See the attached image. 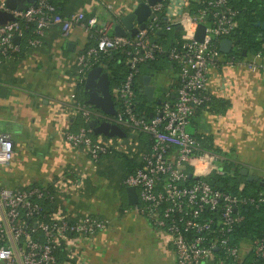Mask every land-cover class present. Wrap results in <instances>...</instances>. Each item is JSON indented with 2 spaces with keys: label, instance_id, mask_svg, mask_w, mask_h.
Here are the masks:
<instances>
[{
  "label": "built area",
  "instance_id": "obj_1",
  "mask_svg": "<svg viewBox=\"0 0 264 264\" xmlns=\"http://www.w3.org/2000/svg\"><path fill=\"white\" fill-rule=\"evenodd\" d=\"M178 1L181 6L169 12L168 7ZM191 2L201 3L192 13ZM150 9L153 16L147 17L143 28L134 21L137 31L133 36H116L108 35L104 26L97 27L94 16L85 17L80 12L62 16L52 0H36L25 10L9 9L5 0H0V10L8 11L14 18L0 24V64L3 57L19 51L28 24H33L32 35L25 38L30 48L38 47L45 30L54 24L60 26L63 35L76 24L94 32L95 42L76 55L75 83H83L88 70L103 56L123 51L128 73L111 90L116 98V113L105 116L148 137L147 148L136 152L139 166L122 181L124 186L136 189L138 202L132 205L135 211L157 232L166 235L176 264H204L209 259L221 264L215 257L216 247L240 264L244 254L264 257V238L238 245L229 239L235 224L243 219L240 209L264 204V191L249 196L213 188L205 178L218 171L216 162L220 157L203 150L199 139L186 130L196 109L210 100L206 82L211 68L224 65L264 71V55L258 51L240 57L219 51V41L230 38L238 26L240 11L232 0H160ZM161 13L164 24L159 22ZM172 23L182 27L181 42L165 50L156 40L157 32L167 33ZM198 24L205 26L202 41L194 39ZM16 36L19 43L14 41ZM160 53L174 63L177 84L164 90L160 102L151 109L152 115L145 118L135 111L134 83L140 66ZM71 100L70 112L79 116L82 124L76 132L67 131L65 140L75 149L83 148L91 162L96 163L102 154L116 148L115 142L95 135L89 121L96 114L75 93ZM13 148L10 134L0 132V264H84L82 260H72L75 254L70 252L68 243L75 245L107 230L111 219L48 211L43 202L55 198L51 190L5 184L4 173L12 161ZM61 252L67 253V259L59 261Z\"/></svg>",
  "mask_w": 264,
  "mask_h": 264
},
{
  "label": "crops",
  "instance_id": "obj_2",
  "mask_svg": "<svg viewBox=\"0 0 264 264\" xmlns=\"http://www.w3.org/2000/svg\"><path fill=\"white\" fill-rule=\"evenodd\" d=\"M54 1L62 16L77 12L94 16L97 27L104 26L108 35H114L113 26L141 0ZM94 42V32L85 31L81 25L76 24L63 35L60 26L54 24L45 30L38 47L28 48L20 56L2 58L0 132L10 134L14 146L4 183L10 187L50 188L55 198L47 203L48 211L111 219L107 230L75 245L68 243L75 254L72 260L84 264H176L166 235L128 205L126 189L121 185L126 169L123 155L133 158L137 151L146 149L147 135L114 123L91 108L96 126L108 122L124 133L98 134L114 140L112 153L93 163L83 148L75 149L65 140L67 131L76 132L82 124V119L70 112L71 94H76L77 87L75 58ZM150 73L140 66L136 82ZM158 74L169 77L161 83L154 74L153 82L162 88L155 91L154 102L177 82V71ZM206 92L211 101L196 109L186 130L199 139L203 150L264 179V71L224 65L211 68ZM59 256L61 260L68 257L66 252Z\"/></svg>",
  "mask_w": 264,
  "mask_h": 264
},
{
  "label": "trees",
  "instance_id": "obj_3",
  "mask_svg": "<svg viewBox=\"0 0 264 264\" xmlns=\"http://www.w3.org/2000/svg\"><path fill=\"white\" fill-rule=\"evenodd\" d=\"M52 2L54 3L57 12L61 14L58 11L55 1L52 0ZM232 4L240 11L238 15V26L234 33L230 36L234 44V49L231 51L232 54L242 57V50H245L247 54L259 51L264 55V25L263 27L261 26V24L264 23V0H232ZM200 6L201 3L191 2L189 4V12L192 13ZM159 22L161 24L166 22L163 13L159 16ZM256 22H260V25L256 26ZM32 28L33 24H28L27 28L24 30V37L19 43V51L11 55L20 56L24 50L30 48L27 46L25 38L32 35ZM181 33V30L173 24L171 30L167 32V35L158 34L156 40L161 43L162 47L166 50L172 46L180 45ZM124 61V52L118 51L112 55L103 56L100 62L95 65H107L111 90L118 87L125 80L128 73V67L125 65ZM141 66H144L147 70L153 72L154 74L162 73L166 70L176 72L174 63L169 61L165 53L157 54L154 60L146 62ZM140 83L141 81L134 83V90L136 94L135 111L140 116L148 118L151 109L156 102H147L145 97L139 92ZM176 84L177 83H175V86ZM76 86V98L81 102H84L86 94L83 92V83H77ZM172 87H174V85ZM113 99L116 105L115 96H113ZM210 101L211 99L207 103ZM89 107L96 109L93 106ZM96 110L102 113L99 109ZM110 153L112 152L102 154L98 161L102 156ZM123 157L126 160V169L121 177V185L122 188H125L126 186L122 184L123 179L139 166V162H137V154L133 158L126 157L125 155H123ZM219 166L221 167L220 170L210 173L205 178L213 188L222 190L232 195L252 196L264 191V187L260 186L258 182H248L245 177L239 174V170L242 168L240 164L227 162L223 159L219 162ZM240 185H242L241 189H239ZM45 189L51 190L50 188ZM52 201L53 200H45L43 205L46 207L47 203H51ZM240 213L243 215V219L233 227L229 235L230 241L238 245L242 243L246 244L257 238H264V204H260L257 207L245 206L240 209ZM214 236L216 238L215 234L212 235V237ZM215 257L217 261H221V264H240L231 257L226 256L221 250L215 251ZM60 260L61 258L59 256V261ZM241 264H264V257H256L252 253L244 254Z\"/></svg>",
  "mask_w": 264,
  "mask_h": 264
},
{
  "label": "water",
  "instance_id": "obj_4",
  "mask_svg": "<svg viewBox=\"0 0 264 264\" xmlns=\"http://www.w3.org/2000/svg\"><path fill=\"white\" fill-rule=\"evenodd\" d=\"M160 0H141L135 7L128 13L124 14L119 24L113 26V32L116 36H126L129 33L133 36L137 28L133 26L134 21L139 23V27L143 28L145 21L148 16L152 17L150 6L154 5ZM36 0H5V4L9 9L25 10L28 5L35 4ZM13 16L6 10H0V24H4L9 20H13ZM256 26L260 25V22L255 23ZM264 23L261 24L263 27ZM178 29H181V25L176 24ZM205 26L198 24L194 39L202 41L204 36ZM159 35H167L166 32H157ZM16 43H19V37L14 38ZM218 49L223 54H229L234 49L233 40L231 38H223L219 41ZM246 51L242 50V56H246ZM154 73L145 74L141 76V83L139 92L146 98L147 102H154V93L156 90H161L156 83L153 82ZM83 92L86 94L84 101L88 106H93L99 109L104 115L112 116L116 113V105L113 99V95L110 88L109 74L107 71V65H97L88 70L84 84ZM157 100L156 103H159ZM152 114L150 113L149 116ZM89 126L92 128L93 133L104 134L107 136L111 135H124L120 128L115 124H109L103 122L99 126H96V120L91 119ZM239 174L245 177L246 181H256L262 187H264V179L259 178L249 173L248 168L242 167L239 170ZM191 176V174H189ZM127 202L128 205L132 206L138 202L136 189L133 186H126ZM236 211V208L234 209ZM214 251H218V248H214ZM204 264H215L214 259L207 260Z\"/></svg>",
  "mask_w": 264,
  "mask_h": 264
},
{
  "label": "rangeland",
  "instance_id": "obj_5",
  "mask_svg": "<svg viewBox=\"0 0 264 264\" xmlns=\"http://www.w3.org/2000/svg\"><path fill=\"white\" fill-rule=\"evenodd\" d=\"M181 6V3L178 1L177 3H175V4H172L171 6H169L168 7V10H169V12H171L174 8H178V7H180ZM164 76H161V74H157V75H155V77L156 78H158V81H160L161 83H164V82H166L167 80H168V75H166V74H163ZM93 110H94V108H93ZM188 131H190L191 132V130L190 129H188ZM187 131V132H188ZM189 133V132H188Z\"/></svg>",
  "mask_w": 264,
  "mask_h": 264
}]
</instances>
